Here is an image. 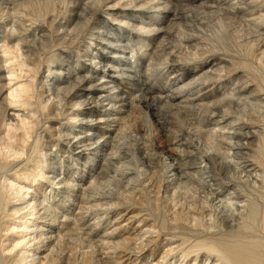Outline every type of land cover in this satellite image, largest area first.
Returning a JSON list of instances; mask_svg holds the SVG:
<instances>
[{
    "label": "bare ground",
    "instance_id": "bare-ground-1",
    "mask_svg": "<svg viewBox=\"0 0 264 264\" xmlns=\"http://www.w3.org/2000/svg\"><path fill=\"white\" fill-rule=\"evenodd\" d=\"M31 1L0 0V264H264V89L206 34L223 14L261 61L264 0H76L56 16ZM150 117L178 152L167 167ZM184 174L206 207L160 217Z\"/></svg>",
    "mask_w": 264,
    "mask_h": 264
},
{
    "label": "rangeland",
    "instance_id": "rangeland-1",
    "mask_svg": "<svg viewBox=\"0 0 264 264\" xmlns=\"http://www.w3.org/2000/svg\"><path fill=\"white\" fill-rule=\"evenodd\" d=\"M42 3V1H43V3L42 4H44V2L46 1V0H32L31 2H34V8L37 10V7H39L40 6V2ZM49 1V5H50V7L52 6V8H51V10H54L55 11V13H52V14H54L55 16H56V14H58L57 12L59 11L60 12V10H61V12L60 13H62V15H67V14H69L70 13V9L72 8V6L71 5H73V2H75L76 0H48ZM54 1L58 4H56V3H54ZM227 1V0H226ZM236 1V0H235ZM36 2V3H35ZM39 2V3H38ZM63 2V3H62ZM54 5H53V4ZM41 4V5H42ZM52 4V5H51ZM56 4V5H55ZM64 4V5H63ZM71 4V5H70ZM57 6V7H56ZM60 6V7H59ZM67 6H70L69 8L67 7ZM68 9H67V8ZM54 8V9H53ZM56 9V10H55ZM58 9H60V10H58ZM57 11V12H56ZM65 11V12H64ZM66 13V14H65ZM102 15V14H101ZM102 16H104V18H108V17H106L105 15H102ZM94 19H96L97 17L96 16H94L93 17ZM226 18L227 17H223V14H218L217 16L215 15V17H213L212 19H210V21H208L207 23H208V25H207V32H206V34H207V36H208V38H209V40H216V41H219V39L224 43V45H226L227 47H229L230 48V50L231 51H233L234 50V52L236 53V54H238L240 57L239 58H241V57H243V58H241V59H243L244 61H243V63H249L250 65H251V69H252V71H253V74L254 75H252L251 77H252V79L254 80L253 82H254V84L258 87V88H260L261 90H263L264 88H263V86H264V57L262 58V60L261 61H257L258 60V58L260 57V55H258L259 53H260V51H262L263 50V48L262 49H258V47H256V43L255 42H253L252 43V41H250L251 43H247V41L248 40H245V41H243L245 38H246V36H247V34L249 33V30H247V29H243L242 27H240L239 26V24L238 23H232L233 21H230V20H226ZM111 18H108L107 20L108 21H111L110 20ZM91 22H89V24H88V27L86 26V29H84V33H83V35H87V34H89L90 32H92V31H90V29H89V25H91L90 24ZM242 31V32H241ZM250 34V33H249ZM87 37V36H86ZM248 37V36H247ZM243 42V43H242ZM245 42V43H244ZM241 43H242V45H241ZM245 44V45H244ZM255 44V45H254ZM239 45H240V47H239ZM244 45V46H243ZM246 46V47H245ZM53 48H54V50H53ZM52 50V51H51ZM48 51H50L49 53H48ZM54 51V52H53ZM75 51V50H74ZM249 51H251V52H249ZM57 53V52H59V53H62L59 49H55V47H54V45L52 46H49V49L47 50V52L46 53H48L49 54V56H51L53 53ZM244 52V53H243ZM246 52V53H245ZM249 52V53H248ZM51 53V54H50ZM252 53H253V55H252ZM45 55V56H44ZM248 55V56H247ZM256 57H255V56ZM43 56V57H42ZM47 54H42V55H40V59H39V62H41V64H40V72L43 74V72L46 70V67H45V61H46V59H47V57H49ZM62 56H64V60H65V54H63ZM254 56V57H253ZM259 56V57H258ZM42 57V58H41ZM44 57H46V58H44ZM245 57H247V59H249L250 61L249 62H246L245 61ZM249 57V58H248ZM44 58V59H43ZM45 60V61H44ZM43 63H44V65H43ZM137 63H138V66H140V64H141V61H137ZM255 63V64H254ZM1 64V63H0ZM138 70H139V67H138ZM39 72V73H40ZM40 73V74H41ZM45 74V73H44ZM3 76V73L1 74L0 73V76ZM5 75V74H4ZM112 75H114V76H118V77H116V78H119L120 76H119V74L118 73H113ZM258 81V82H257ZM256 82V83H255ZM6 82L5 81H0V86L1 85H4ZM115 83V85L117 84V82H114ZM262 88H261V87ZM118 87H120V86H118ZM7 88H8V86L6 85V86H4V88L1 90L2 92H0V107L2 106L3 107V104H2V101L4 100V98L6 97V95H7ZM39 89V88H38ZM119 89V88H118ZM117 89V90H118ZM259 94H261V93H259ZM135 105V104H134ZM1 107V108H2ZM137 110V111H136ZM139 110V108L138 107H135V111H134V114H135V117H136V119H135V121H136V123H133V124H135V125H138L139 123L141 124H143V120L144 119H142L143 118V116H142V113H139V112H142V111H138ZM136 112V113H135ZM252 113H253V116L257 119V120H259V118L258 117H260L261 119L259 120V122L264 126V109H262V107H257V106H255L254 107V109L252 110ZM262 118H263V121H262ZM148 120H149V118H147ZM153 119L150 117V120H149V123H147V125L145 126L146 127V133L145 134H142V135H144L143 136V138H144V140L145 141H148V143H154L155 144V146L158 148H156V152H155V155H156V158H157V156H158V158H157V160L159 161V163H160V166H162V167H167L168 165H169V161H170V158L169 157H176L175 155L178 153V152H173V151H171V149H172V147H169L167 144H163V140H159V137H160V133L157 131V130H155L154 129V127H152V125H151V122H153L152 121ZM262 121V122H261ZM146 124V123H145ZM55 126H57V125H55ZM248 143H249V145L247 146L249 149L248 150H250V148H254L255 146L254 145H256L255 143H257V141H255V142H253V140L251 141H248ZM199 144H197L196 145V149L199 147L198 146ZM50 146V145H49ZM46 147V148H44V151H46V150H49V148H50V152H49V154L52 156L53 155V153H54V150H53V148H51V146L50 147ZM189 151L190 152H192V154H194L195 153V150H193L192 148H190L189 149ZM159 152H161V154L159 153ZM194 152V153H193ZM209 153H206V155H208ZM167 169V168H166ZM162 171H164V179L165 178H167L168 179V181H170L172 178H174V176L172 175V176H169V175H171V174H173L174 172H171V173H167L168 172V169L167 170H165L164 168L162 169ZM188 171H186V173H187ZM185 176L182 178V179H180V180H178L177 182H176V184L178 185H176L175 184V188H173L171 191H170V189L169 190H167V192L165 193V192H160V194H159V198L161 199L160 200V206H159V211H161V212H159L158 211V213H162L161 214V216L160 217H162V216H165L166 215V208H168L169 207V205H165V204H168V203H172L170 206H172L175 202V204H177L176 206H178V208H179V206L181 207V206H186V204H189V205H193L192 206V208L193 207H195L196 206V208H198V209H201L202 207H206V202H205V197H204V193H202L203 191H202V188L198 185V183H197V181L194 179V180H192L193 179V177H191V176H189L188 177V175L187 174H184ZM186 175H187V177H186ZM192 178V179H191ZM183 179H185V180H183ZM187 179V180H186ZM189 179V180H188ZM191 179V180H190ZM194 181H196V182H194ZM192 182H194L195 184H193ZM176 187H178V188H176ZM180 187V188H179ZM182 187H183V189H182ZM185 187V188H184ZM176 191H178L177 192V194H175L176 192H174L175 190ZM174 190V191H173ZM187 192H186V191ZM47 192V193H46ZM180 192V193H179ZM184 192H185V195L184 196H182L183 194H184ZM174 194V196H173V194ZM182 194V195H179V194ZM46 194H48V191H45V195ZM171 194H172V197H170L171 196ZM189 194V195H188ZM170 195V196H169ZM175 195H177V197H181V198H176V196ZM179 195V196H178ZM161 196V197H160ZM176 200H175V199ZM171 199H173V200H171ZM180 200V202L179 201H177V200ZM46 201V202H45ZM43 203H47V204H51V200L50 201H47V200H45ZM171 201V202H170ZM163 202H165V203H163ZM178 202V203H177ZM165 205H163V204ZM193 203V204H192ZM162 204V205H161ZM199 205V206H198ZM164 206V207H163ZM191 206H189L188 207V205H187V207H184L183 209H191ZM161 207H162V210H165V211H162L161 210ZM177 208V207H176ZM186 211V210H185ZM165 213V215H163L164 213ZM159 214V215H160ZM163 218V217H162ZM173 247V246H172ZM171 248V247H170ZM166 249H169V247L168 248H166ZM165 250V249H164ZM164 250H161L160 251V253L162 252V251H164ZM180 253H176V254H174V256L173 257H175V258H172V256H170L169 258H170V261H169V263L168 264H179V262H180ZM193 254H191L189 257H188V259L187 260H189L190 259V257L192 256ZM193 264L194 262H193V260H191L190 259V262L188 261V264ZM184 264V263H183Z\"/></svg>",
    "mask_w": 264,
    "mask_h": 264
}]
</instances>
